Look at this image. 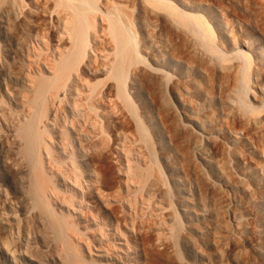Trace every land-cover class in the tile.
<instances>
[{
  "label": "bare ground",
  "instance_id": "obj_1",
  "mask_svg": "<svg viewBox=\"0 0 264 264\" xmlns=\"http://www.w3.org/2000/svg\"><path fill=\"white\" fill-rule=\"evenodd\" d=\"M263 41L264 0H0L5 143H19L26 163L5 166L4 178L29 182L34 208L48 209L45 197L57 194L48 170L33 163L35 144L47 136L41 140L32 117L48 99L47 138L59 139L68 125L81 156L102 159L107 150L120 158L122 143L137 141L134 130L142 140L147 132L179 202L188 201L184 178L212 203L217 221L230 217V225L219 221L228 226L215 240L229 246L230 262L264 264ZM47 151L40 154L49 161ZM155 180L150 186L166 196ZM196 230L184 229L185 243L196 245Z\"/></svg>",
  "mask_w": 264,
  "mask_h": 264
},
{
  "label": "rangeland",
  "instance_id": "obj_2",
  "mask_svg": "<svg viewBox=\"0 0 264 264\" xmlns=\"http://www.w3.org/2000/svg\"><path fill=\"white\" fill-rule=\"evenodd\" d=\"M251 74L250 70L249 75ZM101 87L102 85L98 87L99 91ZM42 102L32 118L36 128L39 125L41 140H44L43 136L52 138L53 135L50 136L43 130L48 106L47 102ZM44 113L47 114L45 118ZM5 116V110L0 109V264H234L228 256L229 246L224 243L226 245L223 244L222 248L225 251L220 254L219 250L222 248L219 249L216 243L218 237H223L228 226L226 224L230 225V217L227 216V220L225 216L219 219L223 221L222 218H225L226 224L217 221L212 203L203 202L193 182L184 178H181V190L188 201L183 202L181 199L179 202L162 156L147 132L144 131V134L142 131L143 136L147 135L142 140L139 131L134 130L137 141L122 143L118 150L120 158L118 154L107 150L102 159L97 158L99 156L96 152L81 156L77 143L68 134V125L65 126L66 130L62 129L66 138L60 132L59 139L54 137L55 140L51 141V138L46 137L42 141L47 146L42 142L38 143L40 146L36 143L35 152L39 158L33 159V163L37 167L40 162L42 170H48L44 175L46 177L47 174L48 177L49 173L48 178L55 184L53 188H57L54 192L57 194L45 197L48 209L41 210L33 206L35 196L30 190L29 182L22 180L20 183L15 177L13 181L4 178L5 166L26 164L19 151L20 144L5 143L9 134ZM65 117H69L67 121L71 120V115L67 114ZM76 117L77 120L81 119L79 124L82 126L81 116ZM54 131L55 129L52 130L53 134ZM43 132L46 134L43 135ZM78 137L86 139V135L82 133ZM45 147L51 148H47V151ZM129 148L131 152L127 154ZM44 149L50 156L52 149L49 161ZM43 152L42 156L40 153ZM40 156L43 165L46 163L45 167L38 161ZM153 179L166 191V196L157 193L150 186ZM24 197H27V202ZM47 210L51 215L45 213ZM242 214L246 220L247 215ZM50 216L56 217L55 220ZM51 221L55 226L57 224V228ZM58 224L61 230H58ZM189 224L197 229L194 234L196 245L187 244L182 238V233ZM246 227L240 229L251 232L250 226ZM62 230L65 231V234L62 233L65 243L60 234ZM248 233L249 239L253 234ZM251 240L247 241L249 247L245 245L248 254L257 245L255 237ZM65 244L67 247L70 245L71 249L69 246V250L66 247L67 250L64 251ZM239 262L244 264L242 260Z\"/></svg>",
  "mask_w": 264,
  "mask_h": 264
}]
</instances>
